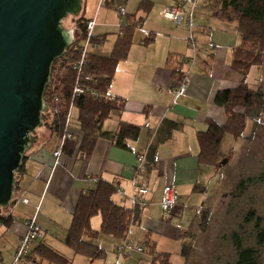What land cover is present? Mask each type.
Here are the masks:
<instances>
[{"label": "crops", "instance_id": "crops-1", "mask_svg": "<svg viewBox=\"0 0 264 264\" xmlns=\"http://www.w3.org/2000/svg\"><path fill=\"white\" fill-rule=\"evenodd\" d=\"M87 1L92 2V11L85 17L96 18L94 34L102 40L101 46L93 48V52L104 56L113 51L123 23L121 18L144 17L141 3H150L146 5L150 12L136 29L129 55L119 63L110 89V93L124 99L126 105L112 110L103 123V130L109 133L116 132L122 121L139 125L142 131L137 140L131 141L132 149L120 148L110 138L100 137L89 158L63 153L58 163L53 156L55 134L50 131L40 137L28 152L26 170L19 176L17 195L26 193L20 194L21 201L13 202L11 210L0 212V244H3L0 264L12 263L20 240L27 232V221L33 218L46 234L44 244L70 258L72 264L76 261L92 264L88 257L76 254L65 239L80 195L93 187L97 178L118 182L125 190L126 201L135 192L137 177L149 182L148 206L141 211L129 236L138 245L150 238L162 252L172 253L169 247H174L180 253L181 235L200 220L197 210L208 200L206 193L214 171L212 166L199 162L198 133L208 128V119L226 123V112L216 104V95L220 90L238 86L244 79L230 66L234 48L240 42V38L233 39L239 34L237 25L217 18L209 10L197 9L194 51L188 39L189 29L161 15L164 7L176 0ZM117 6L125 7L123 17ZM152 10L161 12L158 22L146 26ZM213 27L218 29L216 34ZM149 37L153 40H147ZM171 53L195 56L196 63L184 94L175 95L170 90L178 84L168 62ZM173 122L182 125L172 128ZM141 155H147L146 168L137 176ZM169 185L177 188L178 206L176 213L166 218L160 202ZM116 199L123 200V196L119 194ZM100 226L101 222L94 228ZM104 238L99 244L114 246L111 238ZM39 244H32V258L24 264H57L35 252ZM9 253H12L10 257ZM113 254L116 256L114 264H121L124 258L131 260L137 254L145 255L134 252L119 259L116 252Z\"/></svg>", "mask_w": 264, "mask_h": 264}, {"label": "trees", "instance_id": "trees-1", "mask_svg": "<svg viewBox=\"0 0 264 264\" xmlns=\"http://www.w3.org/2000/svg\"><path fill=\"white\" fill-rule=\"evenodd\" d=\"M83 1L84 10L85 0ZM148 4L150 3L147 1L141 3V8L145 12L144 17L132 16L127 20L121 18L123 23L120 22L118 38L113 51L109 55L104 56L93 52V48L97 47L95 44L100 43L101 46L102 43V40H99L93 34V42L88 46L86 62L83 66V70L92 77L88 83L89 90L84 97H79L76 100L79 110H74L72 119V127L75 130L76 137L66 141L63 153L70 156L77 153L80 157L87 159L92 155L95 144L100 137H108L116 146L124 149H132L131 141L140 137L142 127L139 125L122 121L116 132L109 133L103 130V123L110 116L112 110L123 109L126 105L124 99L110 93V89L119 63L127 59L129 55L134 43L136 29L142 25L143 20L150 12V9L146 8ZM117 11L121 17L126 13L119 8H117ZM213 15L221 20L236 22L240 44L234 48L230 66L244 76L243 81L238 86L220 90L216 95V104L224 108L226 112V123L219 124L213 119H208V128L198 133L199 162L212 166L217 174L224 155L222 145L225 136L229 134L236 140L240 139L245 133L249 120L259 117L264 108V92L253 87L246 78L250 68L264 64V0H221L220 9L214 12ZM70 17L74 18L72 20L73 24L78 28V35H76L75 42L70 47L75 53H71V55L73 58L78 59V53L85 45L83 37L89 19L83 16L82 12L79 16ZM68 28L70 27L68 26ZM194 33L196 39L195 28ZM147 40L151 41L153 37H149ZM190 59L191 57L177 56L175 53H171L168 57L173 76L177 78L178 83L185 77V73L181 69L188 66L187 62ZM75 74L74 70H69L66 79L67 99L69 101L71 98L70 88L76 77ZM45 100L50 105L47 99V91ZM48 113L43 115L44 124L50 125L51 132L57 136L58 126L54 124L55 122L48 121ZM181 125L173 122L171 127L180 128ZM27 161L28 155L24 157L23 165L17 173L16 193L20 190L19 176L24 174ZM146 161L147 155L145 156L143 168H139V171L136 172L137 176L145 171ZM251 181H253L252 178L244 179L240 182V186L243 187ZM121 190L124 189L118 182H109L97 178L94 186L80 195L65 239L66 244L76 254L84 255L89 259L106 260L111 251L98 242L101 238L106 237L115 242L111 250L118 255V245L129 236L132 226L138 221L141 211L144 210L139 206H133L130 199L126 201L125 195H122L123 200H117L116 197ZM200 212L197 210L198 214ZM96 216L101 217L99 229L94 228L92 223L93 218ZM4 218L6 220V217ZM209 218L210 215L206 212L203 219L204 230L207 228ZM246 221L255 222L258 244L263 245V218L257 215L254 210H251L246 215ZM191 234L192 229L181 235L180 255L185 260L189 258L192 248L188 241L192 236ZM233 238L238 252L237 264H259V249L244 247L238 232L233 234ZM38 242L40 244L35 252H38L40 257L57 264H72L70 258L47 246L43 243L44 241ZM141 246L144 249L142 253L146 255L149 264H172V253L159 251L156 242L150 238H147ZM31 251L28 259L32 258L33 252Z\"/></svg>", "mask_w": 264, "mask_h": 264}, {"label": "water", "instance_id": "water-1", "mask_svg": "<svg viewBox=\"0 0 264 264\" xmlns=\"http://www.w3.org/2000/svg\"><path fill=\"white\" fill-rule=\"evenodd\" d=\"M83 0H0V209L15 198L17 173L38 140L54 62L75 42L70 16Z\"/></svg>", "mask_w": 264, "mask_h": 264}, {"label": "rangeland", "instance_id": "rangeland-1", "mask_svg": "<svg viewBox=\"0 0 264 264\" xmlns=\"http://www.w3.org/2000/svg\"><path fill=\"white\" fill-rule=\"evenodd\" d=\"M220 6L221 0H199V2L197 1L196 16L197 9L209 10L214 13L220 9ZM91 11L92 2H85L82 15L89 16ZM159 12L156 13L152 10L146 26L158 22ZM73 19V17L67 18L65 25L73 28V30L76 29V36L78 35V28L73 24ZM228 23L237 25L236 22ZM213 30L215 34L218 32V29L214 27ZM234 38L237 41L240 38L239 34H235ZM193 49L195 51V48ZM246 78L253 87L264 92V64L250 68ZM48 115V121L54 123L55 119H52L49 113ZM50 128V125L43 122V126L39 127L36 133L38 139L47 136V133L51 131ZM73 131L75 130L73 129ZM222 150L224 151L221 159L222 164L217 174L213 168L214 175H212V182L206 193L208 200L199 208L201 212L198 215L201 218L193 227L192 236L188 240L192 246L190 256L185 260L178 253V249L169 247V251L172 252V264H237L238 252L233 238L235 232H238L244 247L259 249V264H264V244H258L255 222L246 221V215L249 211L254 210L257 215L263 218L264 225V108L259 117L249 120L245 133L240 139L236 140L227 134L223 141ZM250 178L253 181L247 182L243 187L240 186L242 180ZM25 193L21 192L20 194L24 195ZM20 194L17 195L16 193L14 200H18ZM12 208L11 203L8 209L11 210ZM206 212L209 213L210 218L207 228L204 230L203 219ZM100 222L99 216L94 218V227H98ZM102 244L106 245L103 242ZM106 246L111 251L108 258L106 260L91 259L92 264L115 263L116 256L111 250L113 246ZM11 254L9 253V257ZM27 260L28 257L24 263ZM74 264H78L77 261ZM121 264H149V261L145 255L137 254L128 261L125 258L122 259Z\"/></svg>", "mask_w": 264, "mask_h": 264}, {"label": "built area", "instance_id": "built-area-1", "mask_svg": "<svg viewBox=\"0 0 264 264\" xmlns=\"http://www.w3.org/2000/svg\"><path fill=\"white\" fill-rule=\"evenodd\" d=\"M103 2V0H101ZM197 0H176L175 3L167 5L162 11V16L178 25H185L190 32L189 41L195 48L196 39L194 37L195 18H196ZM122 12H126L124 6L118 7ZM97 24L96 18H91L87 22L86 32L84 34L85 45L80 49L78 53V59L72 57L73 52L70 48L66 54L56 60L52 67L50 84L48 85L47 99L50 103L49 113L52 119H55V123L58 126V132L56 136L55 148L53 156L58 163L59 158L63 154V147L68 139H73L75 136L72 119L73 112L78 107L77 98L84 97L88 92V83L91 80V76L83 70L84 63L86 62L88 46L93 42V34L95 26ZM141 27V26H139ZM76 29H74V33ZM76 37V36H75ZM95 46L99 47L100 43H96ZM196 63L195 56L187 62V67H183L181 70L185 73V77L177 84L176 87L171 88V92L175 95L184 94L187 90L188 84L191 78V72ZM69 70L76 72L74 82L70 88L71 98L67 99V76ZM139 168H143L145 163V156L141 155L138 160ZM135 192L129 197L133 206H139L141 209H146L148 201L146 195L150 191L149 182L147 180H139L138 177L135 180ZM25 193V192H23ZM121 195H125V190L120 191ZM21 197V196H20ZM13 200L14 202L21 201L22 198ZM178 191L174 185H169L165 188L160 206L164 217H169L177 209L178 206ZM198 211H201L200 209ZM27 232L22 236L20 244L14 255V259L10 264H23L26 257H28L32 244L38 241H44L45 232L43 228L36 222V219H30L27 221ZM130 235V234H129ZM144 251L141 245L135 244L133 240L128 236L122 240L117 247L118 258L120 259L126 254Z\"/></svg>", "mask_w": 264, "mask_h": 264}]
</instances>
